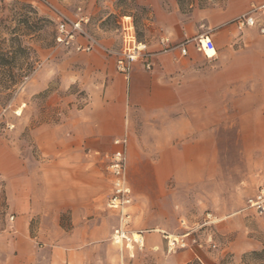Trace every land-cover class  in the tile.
<instances>
[{
    "label": "rangeland",
    "instance_id": "obj_1",
    "mask_svg": "<svg viewBox=\"0 0 264 264\" xmlns=\"http://www.w3.org/2000/svg\"><path fill=\"white\" fill-rule=\"evenodd\" d=\"M49 1L69 16L86 13L87 30L103 47L90 54L58 47L55 16L41 2L0 0V132L20 145L35 199L50 181L37 167L62 169L52 180L64 188L73 183L76 195L89 198V217L110 228L103 251L116 264H264V215L247 207L264 185V33L229 23L262 0ZM123 16L154 51L160 35L187 37V55L172 52L151 71L137 65L124 79L114 67ZM203 36L214 43L211 56L198 45ZM184 117L207 124L217 153H160L184 140L165 141L161 124ZM123 134L133 194L124 229L144 231L141 249L111 240L120 215L106 206V164L113 139ZM180 219L194 229L196 244L167 252L163 235L182 233ZM11 223L0 179V264H19L11 261ZM58 223L70 228L67 210ZM41 224L53 237V222L33 218L28 239L37 254L26 264H49Z\"/></svg>",
    "mask_w": 264,
    "mask_h": 264
},
{
    "label": "crops",
    "instance_id": "obj_2",
    "mask_svg": "<svg viewBox=\"0 0 264 264\" xmlns=\"http://www.w3.org/2000/svg\"><path fill=\"white\" fill-rule=\"evenodd\" d=\"M263 3L264 0L257 5L252 3L243 13L248 11L252 5L259 6ZM235 17L229 19V23L238 30L235 23L232 22ZM249 28L252 27L245 29ZM168 36L173 44L184 39L183 37L177 41L172 39L171 35ZM172 52L177 53V51L158 52L153 59L152 69L162 61V57L171 55ZM137 65L141 66V64H135L132 71ZM141 68L144 70L142 66ZM260 70L264 93V62ZM170 103H168L169 108ZM168 107L167 109H169ZM200 125L199 128L197 123L191 122L186 117L161 124L158 134L163 136L165 141L170 140L171 142L174 138H183L184 140L179 149L164 146L160 153H217L211 130L205 128L206 123ZM4 132H0V179L5 182L8 215L13 217L10 219L12 223L9 232L13 234L16 254L12 255L11 261L16 259L19 264H26L32 260L34 254H37L33 242L28 238L30 236V221L39 216L41 223L48 219L53 222L52 228L55 230L53 237L45 236L43 230L47 227L41 224L37 233L38 236L45 239V243L49 244V264H116L103 251V248L108 245L110 228L104 218L89 217L91 214L89 198L84 194L76 195L73 183H66L64 188L56 180L53 181L52 179L55 178L53 175L62 169L51 164L44 168L42 166L37 167V173L49 175L50 179L43 186L44 197L37 201L35 199V182L28 175L29 171L25 164L23 151L20 145L14 141V137L6 130ZM210 166L215 167V162L212 159ZM35 170L34 172H36ZM65 210L68 211L71 222L68 230H64L58 223L61 212ZM48 238L50 240H47ZM189 250L192 251L193 249L189 248ZM137 264L148 263L140 261Z\"/></svg>",
    "mask_w": 264,
    "mask_h": 264
},
{
    "label": "built area",
    "instance_id": "obj_3",
    "mask_svg": "<svg viewBox=\"0 0 264 264\" xmlns=\"http://www.w3.org/2000/svg\"><path fill=\"white\" fill-rule=\"evenodd\" d=\"M41 2L55 16V35L54 43L58 47L70 49L74 52L90 54L103 47L100 41L87 30L90 21L86 13H76L69 16L49 0H36ZM232 22L235 23L238 30L247 27L257 26L261 33H264V3L259 6L252 5L248 11L235 17ZM120 47L116 51L114 58V67L117 73L124 79H128L135 64H141L146 71H150L154 65V57L158 52L177 51L180 56L188 53L187 44L189 39H184L173 44L168 35H160L158 38L159 50H151L147 43L137 39L134 25L129 16H123L120 20ZM198 39V45L202 41ZM205 47L214 48V43L210 38H205ZM128 137L123 134L113 139L114 150L107 156L106 170L110 177V194L106 206L116 211L119 216V225L113 230L111 240L115 244H132L137 249L144 246L143 230H137L138 238L134 239L132 232L124 229L130 216L127 211L132 204V189L126 174V147ZM247 207L254 210L259 215H264V185L260 186L256 193L248 198ZM13 217L10 216V219ZM210 218V215H208ZM179 228L182 233L178 235L164 234L167 252L175 249L192 248L196 244V239L191 236L194 229L186 225L184 219L179 220ZM117 238L120 240L118 241Z\"/></svg>",
    "mask_w": 264,
    "mask_h": 264
},
{
    "label": "bare ground",
    "instance_id": "obj_4",
    "mask_svg": "<svg viewBox=\"0 0 264 264\" xmlns=\"http://www.w3.org/2000/svg\"><path fill=\"white\" fill-rule=\"evenodd\" d=\"M207 36H203L200 40L202 41V45H201V50H202V52L205 54V55H208V56H211L212 54H213V50H214V48H212V49H208V48H206L205 47V38H206ZM208 38V37H207ZM17 114H19V112L17 111L16 112ZM132 234H133V238L134 239H137L138 238V234L136 233V232H132ZM117 240L118 241H120L118 238H117Z\"/></svg>",
    "mask_w": 264,
    "mask_h": 264
},
{
    "label": "trees",
    "instance_id": "obj_5",
    "mask_svg": "<svg viewBox=\"0 0 264 264\" xmlns=\"http://www.w3.org/2000/svg\"><path fill=\"white\" fill-rule=\"evenodd\" d=\"M18 48L22 49V47H21V46H19V45H18ZM5 54H6V53H5ZM3 55H4V53H2V56H3Z\"/></svg>",
    "mask_w": 264,
    "mask_h": 264
}]
</instances>
